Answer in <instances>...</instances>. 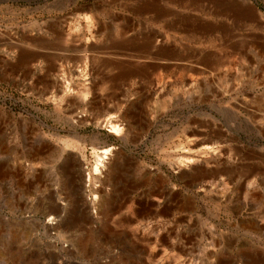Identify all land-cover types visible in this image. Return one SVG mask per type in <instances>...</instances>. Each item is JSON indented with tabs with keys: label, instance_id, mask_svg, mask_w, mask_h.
I'll list each match as a JSON object with an SVG mask.
<instances>
[{
	"label": "rangeland",
	"instance_id": "rangeland-1",
	"mask_svg": "<svg viewBox=\"0 0 264 264\" xmlns=\"http://www.w3.org/2000/svg\"><path fill=\"white\" fill-rule=\"evenodd\" d=\"M0 264H264V0H0Z\"/></svg>",
	"mask_w": 264,
	"mask_h": 264
},
{
	"label": "bare ground",
	"instance_id": "bare-ground-1",
	"mask_svg": "<svg viewBox=\"0 0 264 264\" xmlns=\"http://www.w3.org/2000/svg\"><path fill=\"white\" fill-rule=\"evenodd\" d=\"M101 125L107 127L108 131L111 133H114V134H119L122 130L121 126H119L115 121H113L112 119H109V118L103 119L101 121ZM111 153H112L111 147L110 148H103V149H100V150H97L96 152H94V158H93L94 159L93 160L94 161V166H93V172L94 173H98V172L102 171V169L104 170L106 163H107V160L110 159ZM185 162L189 163V162H191V159L187 158L186 161L183 160V163H185ZM192 168H194V167H192ZM200 170H201V168H198V171H200Z\"/></svg>",
	"mask_w": 264,
	"mask_h": 264
},
{
	"label": "crops",
	"instance_id": "crops-1",
	"mask_svg": "<svg viewBox=\"0 0 264 264\" xmlns=\"http://www.w3.org/2000/svg\"><path fill=\"white\" fill-rule=\"evenodd\" d=\"M196 167L201 168L202 173H200L199 175H196V176H194V177H191L193 180H194V179L201 178V177H203L202 175H204V174H203V173H204L203 165L201 164L200 166H196ZM217 170H221L220 173H223V172L226 171V167H222V168L216 169L215 171H217ZM190 171H191V170H189V171H185V173H190ZM185 176H186V177H190V174H189L188 176H187V175H185ZM205 182H206V181H205ZM200 185H202V183H200Z\"/></svg>",
	"mask_w": 264,
	"mask_h": 264
},
{
	"label": "water",
	"instance_id": "water-1",
	"mask_svg": "<svg viewBox=\"0 0 264 264\" xmlns=\"http://www.w3.org/2000/svg\"><path fill=\"white\" fill-rule=\"evenodd\" d=\"M196 187V184L191 185V188L194 189Z\"/></svg>",
	"mask_w": 264,
	"mask_h": 264
}]
</instances>
